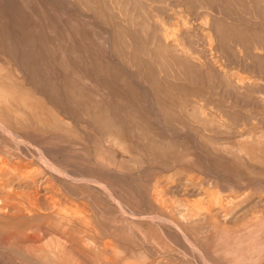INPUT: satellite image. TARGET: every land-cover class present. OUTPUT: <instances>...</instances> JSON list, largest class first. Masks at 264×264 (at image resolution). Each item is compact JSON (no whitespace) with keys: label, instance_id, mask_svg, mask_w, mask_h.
Masks as SVG:
<instances>
[{"label":"rangeland","instance_id":"obj_1","mask_svg":"<svg viewBox=\"0 0 264 264\" xmlns=\"http://www.w3.org/2000/svg\"><path fill=\"white\" fill-rule=\"evenodd\" d=\"M0 95V264H264V0H0Z\"/></svg>","mask_w":264,"mask_h":264},{"label":"bare ground","instance_id":"obj_2","mask_svg":"<svg viewBox=\"0 0 264 264\" xmlns=\"http://www.w3.org/2000/svg\"><path fill=\"white\" fill-rule=\"evenodd\" d=\"M34 116L35 115L31 111L29 112L27 110H19L17 108V100L15 98H13L11 96L4 97V95H2V97H0V130L2 132H4V133H8L9 136H10V133L7 130L8 128H10L12 125L13 126L22 125V128H26L24 125L27 124L26 123L27 122V119H30L31 117L36 122V125L37 126H39L40 128H44V127H41L42 126V123L39 121V119L38 118H35ZM25 131H27V130L25 129ZM11 137L12 138H17L16 136L15 137L14 136H11ZM17 141H19V140H17ZM21 144H22V142H21ZM40 153H39V155H40ZM39 158L41 159V160L39 159L40 161H43L42 163L46 162L43 157L39 156ZM15 163H17V162H15ZM18 163H21V164L16 165V167H14V168L12 167L13 169H11V171L9 173H7V171H6V173H4V171H3L4 175L5 174L7 175V176L4 177L5 179L7 178L8 180H12L13 178H20V179L28 178L26 175H24L25 171L27 170V167L22 166L24 164V163L22 164V162H18ZM27 163H28V160H27ZM28 164H30V163H28ZM40 164H41V162H40ZM41 165H43V164H41ZM1 176H3V175H1Z\"/></svg>","mask_w":264,"mask_h":264}]
</instances>
